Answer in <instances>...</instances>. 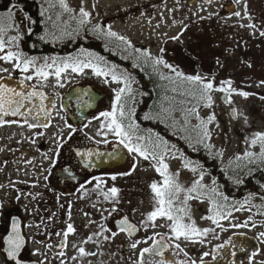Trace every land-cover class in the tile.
Listing matches in <instances>:
<instances>
[{
    "label": "rangeland",
    "instance_id": "374dc122",
    "mask_svg": "<svg viewBox=\"0 0 264 264\" xmlns=\"http://www.w3.org/2000/svg\"><path fill=\"white\" fill-rule=\"evenodd\" d=\"M28 1L30 2L29 4H32L31 1H36L40 11H38V14L41 17L43 15L42 22L46 24L48 28L46 30L51 35V38L48 36L50 42L61 44L64 39L73 38L74 34L83 35L85 38L97 39L102 43H107L109 47H114L113 53L116 52L125 58L134 54L133 50L136 45H143L148 47L147 51H140L143 59L146 57H158L160 48L165 45L167 52L172 56L171 58L168 57L169 59L165 62L172 67L165 68L162 64H157L158 73L163 74V76L158 78L157 87L159 90L158 120L163 121L170 131L179 134L184 142H188L192 146L196 144L210 146L213 151L221 155L225 162L231 163L233 168L246 167V169L253 170L256 167H264V156L261 155L262 142L257 140L255 144L251 143L254 133H264V100L256 96H244L237 91L238 93L233 98V105L237 108L238 113L236 120H232L227 108L220 103L218 104L219 97L215 86L219 84H215L214 81L212 67L214 61L211 57V47L216 32L220 30L225 35L231 31V28L235 27L236 32L240 34L241 27L257 24L259 18L264 14V0H239L238 3L236 0H64L67 10L61 6L60 0H24L23 2L20 0H0V11H3L0 12V21L4 22V24H11V26H9L10 24L5 26L2 24V28L5 30L0 33V36L6 42V51L0 52V55H6L7 51H11L9 49L11 37H21L22 31L25 33L27 26L23 23V17L27 16L29 18V13H26L27 9H25L23 4ZM245 4H247V15L249 17L245 15ZM81 7L89 13V17L83 24L80 23L82 19L80 15ZM21 11L24 12L22 13ZM231 11H235L234 13L239 12L240 16H236L234 13L230 14L229 12ZM30 26L31 24L28 25L29 29ZM97 26H99V30ZM199 27L200 48L198 45ZM109 31L115 32L117 36L107 35ZM251 31L256 33L253 30ZM117 37H124L125 39L120 40ZM202 37L205 38L204 42L201 39ZM152 45L155 46L154 49H150ZM178 49H180V52H178ZM178 56L184 59L179 61ZM69 57L83 60L90 58L84 50H74L66 58ZM66 58H62V60ZM102 64H100V67L112 69L118 76L126 80L132 76L127 64L126 66L124 65L126 70L113 64L106 68L104 67L106 65L103 64V66ZM15 69L14 61L6 62L0 60V76L6 73L10 74ZM32 70L31 68L29 69V75ZM15 71V78L24 80L27 74L21 73L19 69ZM176 72L182 73L185 77L199 75L202 81L212 82L213 90L208 93L211 96V101L200 98V85L193 84L182 77H177ZM87 74L88 77H85ZM254 76L257 77V80L262 77L260 72H257ZM162 77L164 78L162 79ZM59 83L63 87L58 86L54 75L49 76L43 82L37 80L36 83L37 87L42 88L50 96L56 98L57 113L54 117L55 123L60 121V111H63L62 101L72 102L66 94L74 91L80 94L83 93L80 89L85 90L83 88L88 89V87L92 86L91 88L92 90L94 89L95 93L100 94L98 91L104 93L105 99L109 104L93 116V120L86 126L84 133L101 143L117 141L118 138L113 133L106 127H101L102 124H106V121L104 117L100 116V113L112 110V102L116 97L117 90L123 87V82H114L111 75L96 76L91 68H85L80 73L72 72L69 68L61 74ZM131 88L133 89V86ZM209 117H214V119L209 122ZM61 128L59 137L64 140L72 130L63 121L61 122ZM56 130V127H52L50 131H46V139H50L52 142L53 137L57 134ZM205 130L208 133L207 136H205ZM135 135L142 136L139 133ZM16 140L12 139V142L9 143L3 140L0 142V147L9 151L13 145H19ZM142 142L136 140L135 137L133 139V143ZM46 145L49 146V144ZM164 147L166 148L162 156L164 163L168 165V173L179 186L185 185L183 191H180L175 196L173 200L174 207H179V203L184 202L187 194L186 190L193 188L197 181H199L200 185H208L211 191L214 189L209 177L202 174L204 173L203 171L189 163L182 162L177 153L170 149L169 146ZM31 148H34V146ZM45 149L47 151L43 157L35 163H29L26 166L21 161L5 163L0 158V166H4L0 169L5 171H26L28 169L32 172L33 169H39V164L44 167L45 162H47L48 150L51 149V146H49V149L46 147ZM245 153H251L252 155L246 156ZM129 156L130 159L127 164L125 163V169L119 173L108 174L102 179L104 183H100L99 188L96 187L95 181L91 183V186L93 185L97 189L91 187L90 195L84 200L86 202L84 211L78 210V213L85 212V217H89L92 214L94 219L98 217L104 219L108 216L117 217L123 214L133 221L140 222L143 225V229L147 232L153 231V224L155 225L156 233L166 232L164 231L166 230L164 229L165 223L170 222L166 218L157 217L154 222L147 220V213L153 211L154 207H158L150 185L153 182H156L158 186L163 184V177L160 176L156 171V167H154V165L158 166V161L152 159V157L145 160L134 152L130 153ZM134 165L135 167H133ZM117 167L109 168L116 169ZM192 169H195V171ZM124 173L130 174L125 175ZM113 176L116 177L115 180L112 179ZM201 176L203 177L202 179ZM37 178L33 176V173H0V208L2 214L7 211L9 203L14 201L13 203L22 204L21 209L25 208L23 211L24 217L29 220V223L35 221L37 214L34 205L39 196L33 191L31 192L30 183L34 182V180L37 181ZM21 180L30 183L25 186L24 183H18ZM16 184L21 186V191L17 190L19 188L15 187ZM113 187L119 190L115 198L109 193V189ZM100 188H102V192H99ZM196 193V190L190 193L193 198L187 201V211L191 216V220L195 221L200 226V229H210L207 234L200 235V241L204 239V242L211 244L216 242L217 239L224 240L234 229H240L239 226L243 222L247 228L242 229L241 231L243 232L257 238L259 233L264 232L261 226H257L255 221L246 222L244 220L247 216L248 208L234 215L225 214L227 217L225 219L217 216L218 224L205 219L204 217L209 216L211 199H198L194 196ZM106 195L108 196L107 199L105 198ZM182 206H184V203ZM113 208L116 210L112 211ZM96 212H98V217L95 215ZM185 217L188 218V216ZM232 219H236L240 223L235 228L231 227ZM90 227L92 230L89 229V231L101 235L98 241L108 242L106 240L115 233L111 228L102 227L99 229L96 224H91ZM208 235H211V237L204 238ZM259 240H263V238H259ZM93 241L96 242L95 240ZM113 245L115 249V242H113ZM103 246H106V243ZM192 246L190 245V247ZM206 246L207 244L202 246L200 244V250L206 249ZM119 251L123 254L121 249ZM111 253L113 252H108L109 257L105 255V262L102 264H111ZM122 254H120L121 257L118 254L114 255L117 264H128L125 258L126 255ZM256 260H264V242L260 246V254ZM0 264H5L4 259L1 257Z\"/></svg>",
    "mask_w": 264,
    "mask_h": 264
},
{
    "label": "flooded vegetation",
    "instance_id": "af4514ba",
    "mask_svg": "<svg viewBox=\"0 0 264 264\" xmlns=\"http://www.w3.org/2000/svg\"><path fill=\"white\" fill-rule=\"evenodd\" d=\"M21 12L23 13L24 11ZM234 12L235 11H231L229 13L232 14ZM222 13L226 14L225 12ZM247 17L249 16L247 15ZM23 23L27 26L25 33L22 31L21 39L11 42L9 44V49L11 51H20L28 57H35L37 59V64L44 63L45 57L49 58V63H51V58L53 57L60 62L62 57L59 46L55 42L48 41L45 43L48 49H52L45 55L42 53V49L44 48L41 47V45L45 46L44 43H39L38 46L33 43L36 49L33 51L29 49L30 44L26 38L29 35L28 25L30 23L27 16L23 17ZM0 24V27H2L4 22L0 21ZM7 24L10 23H5L4 26ZM9 26H11V24ZM46 29L48 30L47 27ZM251 30L256 33H253ZM47 32L49 38H51L49 31ZM261 32H264V14L259 18L255 27H241L240 34L236 32L235 27L231 28V31L227 32L225 35L220 30L215 34V39L211 47V57L214 61L212 65L214 81L215 84H219L215 87L216 89H227V91L224 92L217 90L219 97L218 104L220 103L227 108L232 120H236L238 113L237 108L233 105V98L238 93L237 91L247 93L249 97L256 96L264 100V36L261 35ZM198 33V45L200 48V27ZM201 39L204 42L205 38L202 37ZM154 48V45L150 47V49ZM142 50L145 52V50H148V47L136 45L133 50L134 54L128 58L119 55L123 59H121L122 63L125 66L127 64L129 72L132 73L131 78L127 79L131 90H126L121 97V103H123L127 115L131 112L132 114H134V112H139L145 105L144 98L147 88L143 86L144 76L151 77L155 82L157 81V84L158 78L163 76V74L158 73L155 60L162 58L166 61L172 57L171 54L167 52V47L165 45L160 48L158 57H146L143 59L140 52ZM178 52H180V49H178ZM178 57L179 61L184 59L180 56ZM123 64L121 68L125 69ZM15 70L14 72H16ZM49 71H53V69ZM14 72L0 76V80L6 78H11V80H23L15 78ZM20 72L22 73V71ZM257 72H260L262 75L259 80L254 76ZM25 74L29 75L28 72ZM31 74H33V70ZM86 76L88 77V74L85 75V77ZM37 80L38 79L33 75L32 80H24V83L28 88L39 89L36 84ZM226 81H230V85L223 83ZM122 86L125 87V84L123 83ZM131 86H133V89ZM91 87H88V89L83 88L88 91L80 89L85 94L82 100L70 99L72 102L68 101L64 106L62 105L63 111H60V121L57 123L54 121V117L57 113L56 98L50 96L48 93L46 99L48 102L47 105L52 103L55 107H52L47 122H43L41 126L30 128L28 123L20 119L10 116H0V119L6 121L0 124V142L4 140L9 143L12 142V139H17L16 142L19 144L13 145L9 151L0 147V158L2 162L13 163L21 161L23 165L26 166L29 163H35L43 157L47 151L45 147L49 149V146H51V149L48 150L47 162H45L46 165L44 164V167L38 163L39 169H33L32 172L28 169L26 171H5L0 169V173H33V176L38 177L37 181L34 180V182L30 183L21 180L18 183H24L25 186L30 183L31 192L33 191L39 196L34 205V207H36L37 217L35 221L30 223L29 220L24 217L23 211L25 208L21 209V203H13L14 201L10 202L4 214H2L0 208V257L3 259L5 257L4 251L2 250L3 239L8 233L10 234L12 232V229H10L11 224L12 228L15 224L20 235L24 237V244L16 255H24L26 261L29 259H36L38 264H102L105 262V255L109 257L108 252H113L110 256L111 264H117L114 255L118 254V256L121 257L120 254L122 253L119 251L120 249L123 251V254L126 255L125 258L128 264H140L141 250L144 248H162L163 250L162 256L145 253L143 256L144 261L152 260L155 262L164 260L166 264H192L194 261L195 264H201V257L207 252L209 254L203 256V264H210L212 262H219L222 254L231 253L223 250L227 245L225 241H228L229 237H234L235 241H233L232 246L235 248L237 247L235 254L232 255L235 258L234 260H238L239 264H262L264 260L257 261L256 258L260 254V246L264 242V237L258 236L257 238L241 231L242 229H247L244 222L239 226L240 229H234L224 240L217 239L216 242L210 244L206 241L204 242V239L200 241V236H192L190 238L181 236L177 239L171 231V221L165 223L164 229L166 230L164 231L166 232L156 233L155 226L152 232H147L143 229V225L140 222L133 221L123 214L117 217L108 216L103 219L98 217V212H96L95 215L98 218L94 219L92 214H90L89 217H85V212L78 213V210L84 211V206L86 205L84 200L90 195L91 187H93L91 183L95 181L97 184L96 187L99 188L100 183H104L102 180L104 177L110 173H119L121 170H124L125 163L127 164L130 159V153L123 144L119 143L118 139L113 142L101 143L84 133L86 126L93 120V116L98 113L100 109L109 104L102 91H98L100 94L95 93L93 91L94 89L92 90ZM92 99H97L94 108L83 114H79L80 106H88V104L92 103L90 102ZM62 121L66 126L71 125L70 128L72 130L71 135L69 134L64 140L59 137V132L62 129ZM44 124H47V127L42 126ZM52 127H56L57 134L53 137L51 142L50 139H46L45 132L50 131ZM73 129H75V131H73ZM46 144H49V146ZM32 146H34V148H31ZM78 152L83 155H77ZM89 153H91V155H89ZM105 155L110 156V158H115L116 160L118 157H124V165L121 164L120 166L122 167L120 168L118 166L116 169H110L108 166H105L106 164L104 165L102 157ZM149 158H151V156ZM3 167L2 165L0 166V168ZM175 183L178 184L176 181ZM197 186L200 187V184L196 185V187ZM15 187L19 188L17 190H22L20 185L16 184ZM96 187L94 186L93 188L97 189ZM180 188H185V185L180 186ZM99 190V192H102V188ZM196 191L197 193L194 196L200 199V190L196 189ZM19 205L21 210L19 209ZM182 205V202L179 203V207H183ZM232 205L233 206H231L228 211L223 213L234 215L248 208L247 212L250 213V215L246 212L247 216L244 220H246V222L255 221L257 226H261L264 231L263 203L255 199L235 202L232 203ZM125 217L130 224L135 226V231L131 235L127 232L120 231V227L118 226V221ZM184 222L189 223L190 221L187 217H184ZM68 224L73 226L74 231L69 233L65 239L64 232L67 230ZM91 224L98 225L97 228L99 229L102 227L111 228L115 232V235L110 236L109 239L106 240L108 242L102 240L98 241L101 235L89 231V229L92 230L90 227ZM195 224L198 226L196 222ZM238 224L240 223H238L236 219H232V228H235ZM199 227L200 226H198V228ZM89 237H91L90 240L88 239ZM208 237H211V235L205 236L204 238ZM244 237L249 238L247 240V249H244L246 244L244 245L237 242V239ZM259 238H263V240H259ZM113 242H115V249L113 248ZM131 242H138L135 249L131 247ZM104 243H106V246H103ZM200 244L201 246L207 244L206 249L200 250ZM235 244L237 245L235 246ZM177 245L179 247H177ZM190 245L193 246L190 247ZM218 245H224V247L217 248ZM81 247L85 249V255L80 254L79 249ZM241 248L243 250H241ZM214 249L215 251H213ZM5 251L8 253V250ZM61 252L64 254L60 255ZM253 253H255V255H253ZM249 257H251V261H249ZM4 263L7 264L5 260Z\"/></svg>",
    "mask_w": 264,
    "mask_h": 264
},
{
    "label": "snow or ice",
    "instance_id": "6c2138e0",
    "mask_svg": "<svg viewBox=\"0 0 264 264\" xmlns=\"http://www.w3.org/2000/svg\"><path fill=\"white\" fill-rule=\"evenodd\" d=\"M238 3L239 0H236ZM61 6L64 7L67 10V5L64 3V0H60ZM80 15L82 17L80 23L83 24L86 22L87 18L89 17V13L84 10L83 7L80 8ZM236 16H240L239 12L234 13ZM245 15H247V4H245ZM248 27L252 28L255 27L254 24H249ZM97 29L99 30V26H97ZM4 29L0 27V33H3ZM109 36L116 37L117 34L115 32L109 31L107 33ZM261 35L264 36V32H261ZM44 37H41L43 39ZM120 40H124V37H117ZM21 39L20 36H15L10 38V43L14 41H18ZM175 39V37H174ZM18 47V45H17ZM5 51V41L3 40L2 36H0V52ZM163 51V50H162ZM88 56L90 57L87 60L79 59V58H66L60 62L57 61L55 57L51 58V63L48 62L49 58H44V63L37 64V59L35 57H28L25 54H23L20 51H7L6 55H0V60H4L6 62H13L14 61V67L20 69L22 72L27 73L29 72V69H33V74L26 75L24 77V80H32L33 75L40 81H46L49 76L54 75L57 80V84L60 87H63L62 84L59 83L61 74L65 72L67 69H71L72 72L80 73L83 72L85 68H91L92 72L96 76H112V80L114 82H123L125 84V87L120 88L116 92V97L112 102V110L111 111H104L100 113V116L104 117L106 124H102L101 127H106L111 133H113L117 138L120 144H123V146L128 150L129 153H136L139 156L143 157L145 160L149 159L151 156L152 159L158 161V166L154 165L156 167V171L160 174V176L163 177V184L162 186H158L156 182H153L150 185L151 191L154 193V199L156 200V203L158 204V207H154L153 211H150L147 213V220L154 222L157 217H164L167 220L171 221V231L175 235L177 239H179L181 236L185 238H190L192 236H200L207 234L210 229L204 228L200 229L196 226L195 221L191 220V216L189 215L187 211V201L189 199H192L193 197L190 195L193 191L196 190V185H199V181L195 182L194 187L191 189L186 190V195L184 199V206L183 207H174L173 206V200L175 199L176 194H178L180 191H183V189L180 188L178 184H176L173 180V177L168 173V165L164 163V159L162 155H157L155 151L149 150V145H151V140L149 139L148 145H145L143 143H133V139L135 137L138 141H144L145 137L142 136H136L135 130L136 125L135 122H130L127 126L124 124V119L127 117V113L124 110V105L121 103V97L122 94L125 93V91H130L129 82L124 79L123 77L118 76L112 69H105L100 67V65L96 61H102V57H94L93 54L89 53ZM156 64H162L165 68H171L172 66L169 65L167 62H165L162 58H158L155 60ZM50 69H54V71H49ZM4 71H8L7 69H3ZM177 77H182L183 79L192 82L193 84L200 85V98L206 99L207 101H211V96L208 95L209 92L213 90V84L212 82H204L202 81V78L199 75L195 76H183L182 73L176 72ZM164 77H162L163 79ZM24 80H22L21 86L24 84ZM230 85V81L223 82ZM218 91H227L225 88L217 89ZM241 95L247 96V93H240ZM39 96L41 100L47 99V97L44 96L43 93L38 92L36 90H33L31 92H28L26 95L22 92L16 91V89L8 87L4 84H0V113L3 115H23L21 113V108L25 107L24 102L26 100H29L31 97ZM55 107V105H52ZM207 106V105H206ZM32 109H29L28 112L30 113ZM44 111L45 114H47L46 110L41 107L37 110V112ZM194 111V109H193ZM145 119H150L151 117L148 115H145ZM214 119V117H209V122ZM6 121L0 119V124L5 123ZM15 122V121H13ZM27 123V120L25 121ZM28 126L31 127H38L41 125L37 124H28ZM44 127H47V124L42 125ZM71 127V125H69ZM75 131V129H73ZM207 131L205 130V136H207ZM71 135V133H70ZM257 140L262 142L261 147V155L264 156V133H254V138L252 139L251 143L255 144ZM158 147V145H157ZM77 155H83L82 153H77ZM91 155V153H89ZM246 156L252 155L251 153H245ZM187 166V165H186ZM135 167V165L133 166ZM195 171V169H192ZM125 175H128L130 173H124ZM203 177L201 176V179ZM113 180L116 179L115 176L112 177ZM215 183V182H213ZM200 187H203V185H200ZM118 189L113 187L109 189V193L113 198L117 196ZM212 192L216 195H220L218 193H215V189H212ZM106 199L108 196L106 195ZM226 200L227 197H224ZM211 206L209 208V212L213 213L212 215H209L207 217H204L205 219L211 220L213 223L218 224L219 221L217 220V216H219L221 219L227 218L226 215L221 211V209L224 207L223 205L217 204L215 201H210ZM116 209L113 208L112 211H115ZM230 215V213H228ZM188 216L189 223L184 222V217ZM118 226L120 227V231L127 232L129 235H131L135 231V226L130 224L128 219L125 217L124 219L118 221ZM153 226H155L153 224ZM246 226V225H245ZM255 226V225H253ZM106 230V229H105ZM74 231V228L71 224H68L67 230L64 232V238L66 239L69 233H72ZM59 235V233H58ZM115 235V233H113ZM260 237H264V232L259 233ZM89 240L91 237L88 238ZM231 241V238H229V241H225V244H228ZM138 242H133L131 244V247L133 249L136 248ZM4 244L7 245L8 250V256L9 257H15L16 254L20 251L21 247L24 244V237L20 235L17 226L14 224L12 228V232L4 239ZM177 247H179L177 245ZM224 245H218L217 248H222ZM241 250H243L241 248ZM215 251V249L213 250ZM79 252L81 255H85V249L81 247L79 249ZM145 253H152L156 256H162L163 250L162 248H144L141 250V261L140 264H166V261L159 260V261H144L143 256ZM64 253L61 252L60 255H63ZM90 254V253H89ZM209 253L205 252L203 256H207ZM235 253H233L234 255ZM255 255V253H253ZM203 256L201 257V264H203ZM215 259V257H214ZM249 261H251V257H249ZM192 264H195L193 261ZM264 264V262H262Z\"/></svg>",
    "mask_w": 264,
    "mask_h": 264
},
{
    "label": "trees",
    "instance_id": "16d2710c",
    "mask_svg": "<svg viewBox=\"0 0 264 264\" xmlns=\"http://www.w3.org/2000/svg\"><path fill=\"white\" fill-rule=\"evenodd\" d=\"M20 1L23 2L24 0ZM34 2L31 1L32 4H29V1L22 3L27 9L26 13H29L31 26L26 39L30 44L29 49L31 51L36 49L33 43L38 46L39 43L45 44L50 41L48 32H46L47 26L42 22L43 15L41 17L38 14L39 9L36 1ZM41 37L44 38L41 39ZM58 46L62 58H66L74 50L83 49L88 54H93L94 57H102L103 60L97 61V63L99 65L103 63L106 66L102 65L106 68H109L112 64L116 66L123 64L121 56L115 51L113 53L114 47H109L107 43H102L97 39L85 38L83 35H77L69 40L64 39L63 43L58 44ZM41 47L44 48L42 49L44 55L52 50L48 49L46 44L45 46L41 45ZM156 84L157 81L155 82L149 76H144L143 86L147 88L144 98L145 105L139 112H134V114L131 112L127 115L124 119L125 126L132 121L136 122L135 134L139 133L145 137L142 142L145 145H148L149 139L151 140L150 151H155L157 155H163L166 148L164 146H169L170 149L177 153L182 162L189 163L203 171L204 173L202 174L209 177L215 193L220 195H216L209 190L210 187L208 185H203V187H196L197 190H200V198H209L211 201L223 205L222 212L228 211L233 206L232 203L235 202L258 199L264 205V167H256L253 170L246 169V167L233 168L231 163L225 162L221 155L213 151L210 146L206 144L192 146V144L184 142L179 134L170 131L164 122L157 118L159 90L157 88L158 84ZM145 115L151 118L145 119ZM224 197H227V199L225 200ZM208 214L212 215L213 213L208 212Z\"/></svg>",
    "mask_w": 264,
    "mask_h": 264
},
{
    "label": "water",
    "instance_id": "95a60500",
    "mask_svg": "<svg viewBox=\"0 0 264 264\" xmlns=\"http://www.w3.org/2000/svg\"><path fill=\"white\" fill-rule=\"evenodd\" d=\"M4 85L14 88L16 89V91L22 92L25 95L28 92H31L33 90L28 89L26 87H21L20 85L13 83V82H6L4 83ZM79 92L74 91L73 93H69L66 96L69 98H72L74 100H81L83 97V93L77 94ZM97 101V99H92L90 102H92L91 104H88V106L86 105H81L80 106V112L79 114H83L89 110H91L92 108H94L95 106V102ZM47 100H41L39 96H35V97H31L29 100H26L24 102L25 107L21 108V113H23V115H17V117L23 119L24 121L27 120V122L29 124H37V125H41L43 122L48 120L49 114H50V110L52 105L48 104L47 105ZM65 103V101L63 102ZM41 105L43 106V108L46 110L47 114H45L44 111H40L37 112V110L41 107ZM32 109V111L29 113L28 110ZM104 165L108 166V167H114V166H120L121 164H123L125 162V158H120L118 157L117 160L115 158H110V156H103L102 157ZM12 225V224H11ZM9 235V233L4 237V239ZM249 238H240L237 239V242L240 244H246V247L244 249L248 248V240ZM234 237L231 238V241L224 247V251H228L231 252L230 254H222L221 259L219 262L217 263H210V264H239L238 260H234L235 258L232 256L233 253H235V250L237 249V247L235 248L234 246H232ZM237 244H235L236 246ZM2 250L4 251L5 254V259L7 261V264H36L35 262L29 261L26 262L25 261V257L24 255H16L14 258L13 257H9L8 253L5 251L7 250V245L4 244V240H3V246H2Z\"/></svg>",
    "mask_w": 264,
    "mask_h": 264
}]
</instances>
